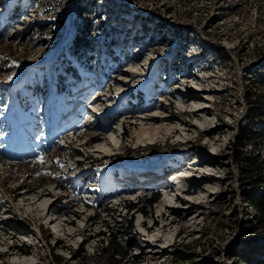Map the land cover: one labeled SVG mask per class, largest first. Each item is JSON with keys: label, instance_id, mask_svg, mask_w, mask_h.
Returning a JSON list of instances; mask_svg holds the SVG:
<instances>
[{"label": "rangeland", "instance_id": "1", "mask_svg": "<svg viewBox=\"0 0 264 264\" xmlns=\"http://www.w3.org/2000/svg\"><path fill=\"white\" fill-rule=\"evenodd\" d=\"M131 216L127 263L264 264V0H0V264H113Z\"/></svg>", "mask_w": 264, "mask_h": 264}, {"label": "trees", "instance_id": "2", "mask_svg": "<svg viewBox=\"0 0 264 264\" xmlns=\"http://www.w3.org/2000/svg\"><path fill=\"white\" fill-rule=\"evenodd\" d=\"M80 32V33H79ZM77 32V34L74 36L73 38V44L76 47V50H80L81 52L87 47H93V42H89L88 46H86L87 40H86V36L83 35L84 32L79 31ZM92 56H90V60ZM115 58V56H114ZM251 156L245 155L242 159L240 158V156H236L235 157V163L236 165L239 167L240 165H242L243 163H248L249 165L251 164V160H253ZM262 185L263 182L261 180H257V179H253V186L258 187V185ZM159 198V194L157 192H154L153 194H151L149 197H147L144 201V204L146 205V207H151L152 204H154ZM258 199H260V197H257ZM127 208V212L136 209L137 210V204L136 203H129L128 205H126ZM107 223V222H106ZM122 226H119L116 230H114L113 228H108L109 230H107L108 233V237H107V244L105 247H102V252L101 255H103V260H105V262L107 261H111L113 264H135L133 262H129L127 263L128 260L126 259V255H127V251H123V247L120 245L121 243L119 241H117V233L119 231H123L124 235L127 234L129 236H127V240L132 241V243L135 242V240L133 241V234H132V229H133V224H134V218H132V216L130 218H126V221H120L119 222ZM106 233V231L104 232ZM190 257H183L184 261H187V259H189Z\"/></svg>", "mask_w": 264, "mask_h": 264}, {"label": "bare ground", "instance_id": "3", "mask_svg": "<svg viewBox=\"0 0 264 264\" xmlns=\"http://www.w3.org/2000/svg\"><path fill=\"white\" fill-rule=\"evenodd\" d=\"M204 109V107H198V108H195L193 111L195 110H202ZM155 131V130H154ZM174 130H172L171 132H173ZM175 132V131H174ZM113 133V132H112ZM110 135V134H109ZM171 136V135H170ZM155 134H150L149 132H147L146 130H142L141 133H138L137 134V141L138 142H142V143H150V142H154L155 141ZM107 140V139H106ZM112 141V140H111ZM109 145V142H105V143H102V144H99V147L103 150V151H107L108 149V146ZM106 154V153H104ZM177 173H174L172 177H169L172 178V180L170 181H165V180H160V184L162 186H164V188H166L165 184L169 183V185L173 186V185H177V184H180L181 181H177V183H175V180L176 178L178 179V176L176 175ZM176 175V177H175ZM158 179V178H157ZM185 186V184H184ZM173 189H171L170 191H172ZM180 190V189H179ZM165 192H166V197L168 199V201L171 199V197L169 196L170 194L167 193L168 192V188L165 189ZM171 204H169L168 206H170ZM167 206V205H166ZM162 214V213H161ZM28 256V255H27ZM29 259V258H27Z\"/></svg>", "mask_w": 264, "mask_h": 264}, {"label": "snow or ice", "instance_id": "4", "mask_svg": "<svg viewBox=\"0 0 264 264\" xmlns=\"http://www.w3.org/2000/svg\"><path fill=\"white\" fill-rule=\"evenodd\" d=\"M40 162H41V163H44V160H43V158H41Z\"/></svg>", "mask_w": 264, "mask_h": 264}]
</instances>
